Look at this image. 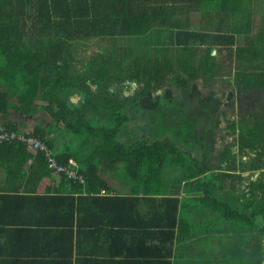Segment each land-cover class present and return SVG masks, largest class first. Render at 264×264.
Listing matches in <instances>:
<instances>
[{
	"label": "trees",
	"instance_id": "obj_1",
	"mask_svg": "<svg viewBox=\"0 0 264 264\" xmlns=\"http://www.w3.org/2000/svg\"><path fill=\"white\" fill-rule=\"evenodd\" d=\"M257 15L260 25L253 32L252 21ZM191 23L197 24L196 29H191ZM154 37L160 42L155 44ZM92 39L109 41L110 52L93 54L83 71L75 72L71 67L72 45ZM120 39L129 48L124 49L125 56L117 55ZM142 45L162 47L166 64L155 62L156 58L140 63L143 58L137 52ZM133 48L135 52H131ZM212 49L218 59L210 54ZM255 59L259 64H252ZM224 62L240 94L260 90L264 98V0H0V116L5 118L0 128L37 138L60 165L66 166L71 159L75 173L73 178L53 174L40 153L32 155L18 142L0 144L3 189L7 191L0 195V217L13 216L21 239L40 244L44 264H152L143 260L145 257L168 264L173 229H179L181 239V229L187 224L185 203L177 215L176 200H162L160 216L148 218L160 222L157 225L162 230L155 235L143 230L154 221L148 226L131 223L127 234L121 229L116 232L114 227L124 228L118 219L123 211L142 218L134 211L140 204V191L146 195L165 193L161 174L171 158L182 164L183 180L188 181L184 190L202 194L194 199L199 206L211 209L223 221L243 226L244 231L258 228V239L264 243V171L257 180L248 182L244 192L248 196L241 203L230 192L236 190L234 182L241 185L242 178L234 167L226 169L235 162L233 145L240 155L255 154L257 162L264 157L262 117L253 119L249 114L248 120L231 121L227 129L230 135L235 134V140L214 158H210L215 150L212 129L220 113L212 106V95L208 105L194 109L189 122L181 124L188 128L181 136L192 138L185 155L167 139L130 140V130L136 126L134 113L137 108L145 115L156 109L160 100L150 98V92L160 90L169 68L174 66L173 78L162 88L171 87V99L177 94L193 99L197 77L203 87L208 86V78ZM248 64L253 69L247 70ZM124 81H139L141 85L130 97L122 98L121 88L107 93L113 83ZM96 91L101 94L99 99ZM73 97L76 102H72ZM38 101V107L41 104L53 122L51 131L70 133L75 138L72 145L62 143L54 149L52 132L42 124L36 122L31 131H25L13 121L15 116L30 115ZM190 118H196L202 127H196ZM162 119V124H169L170 118ZM75 146L79 149H72ZM28 159L31 162L23 169ZM119 166L131 179L128 196L108 194L102 178L106 170L119 176ZM238 166L240 171L260 168L252 163L240 162ZM51 176L55 177L53 183H46L42 194H36L38 182ZM226 176L233 183L218 194ZM256 217L263 224L254 223ZM146 242L149 248H144L147 251L143 254ZM73 246L76 256L72 262ZM46 255L51 257L48 263ZM260 257L264 259V254Z\"/></svg>",
	"mask_w": 264,
	"mask_h": 264
},
{
	"label": "rangeland",
	"instance_id": "obj_2",
	"mask_svg": "<svg viewBox=\"0 0 264 264\" xmlns=\"http://www.w3.org/2000/svg\"><path fill=\"white\" fill-rule=\"evenodd\" d=\"M259 17L258 15L254 18L252 21V27H253V32L255 29L260 25L259 22ZM196 23H191V29H196ZM189 26V27H190ZM148 35V34H146ZM164 37V36H163ZM133 39V38H130ZM160 40H156V37H154V43H158ZM155 43V44H156ZM110 46L111 43L109 41L103 42L100 40H95L92 39L88 42L84 41H78L75 42L72 45V48L70 49L71 57H72V64L71 67L75 72H82L85 64L88 62V59L96 53H106L108 54L110 52ZM124 46V47H123ZM127 44L124 39L119 40L118 48H117V55H124L129 48H126ZM122 48V51H121ZM126 48V49H125ZM139 51L137 52L139 55V58H143V60H140V63H144L145 59H154L156 58L155 62H160L161 65L166 64V59L164 57L162 47H159V49L156 46H151V47H145L141 46L139 47ZM124 49L126 51H124ZM135 52V49H131V52ZM124 53V54H123ZM116 55V56H117ZM216 59H218V54L214 53ZM195 62L192 61L193 65ZM144 64H147L145 62ZM151 66V65H150ZM124 68V65H122ZM118 71L121 70V66L117 68ZM169 71L166 72L165 78L161 80L163 83L160 84L159 88L160 90H153L150 92V98L160 100V102L156 103V109L154 111H149L147 112L148 114L145 115L144 111H138L134 113V116H137L136 119V126L134 127V130L131 131V137L130 140L133 142L135 140H139L141 137L142 140L144 139L145 141L149 142L152 140H160V139H167L171 141L174 145L175 148H178L182 156L183 154L185 155V152L190 149L191 143H192V138L185 134L181 136L183 133L188 132V128L186 125H181L183 122L185 123L186 120L189 122V117L192 116L190 113H193V110L198 108L200 105H208L209 103V96L212 95L211 97L214 98L215 104L212 106H215L217 108V113H220L219 117L217 118V125L212 129V132L214 133V146L215 150L213 151V154H211L210 158H214L219 152L223 146H227L234 142L235 140V134L230 135L229 130L227 129V126L231 121L238 123L239 119H247V116L250 114L253 119H257L262 117L264 119V98H263V92L260 90H252L243 96L244 102H240L241 107L238 105L236 106L233 103V107H231V103H228V97L230 98L231 94H234L235 92H239L237 88L232 85L231 81V69H227V64L225 66H222L221 69L218 71L214 72L213 74L210 75V78H208V82L210 83L208 86L203 87L200 77L198 76L197 79L195 80L192 90L194 93V98H190L189 95H175L176 97L174 99L170 98V95L172 92L171 87L166 86V88H162L163 84L165 82L171 80L174 75V66L168 69ZM153 73V72H152ZM152 73H149L151 76ZM230 73V77H228ZM131 84V85H130ZM126 89L125 86L117 83H113L106 91L107 93L115 92L121 88L122 92V98L125 97H130L133 92L138 90V87L141 85V82H134L132 81ZM228 92V93H227ZM176 93V91L174 92ZM228 94L227 96L225 94ZM242 94V93H241ZM95 95L98 96L97 99L100 98V92L96 91ZM214 95V96H213ZM172 96V95H171ZM178 97V98H177ZM216 97V98H215ZM222 97L224 99H222ZM77 98L73 97L72 102H76ZM202 103H201V102ZM211 101V102H212ZM33 107V112L28 115V116H15L14 117V122H18L21 126L25 128V130L31 131V125L33 123H38L42 124L45 128L46 131L49 132L51 131V127L53 125V122H51V119L47 115L45 111H43L40 108V105ZM204 103V104H203ZM238 103V102H237ZM239 104V103H238ZM170 107V108H169ZM219 107V109H218ZM163 117H168L170 118L169 124L167 122H164L162 124L161 119ZM5 119L3 116H0V120L2 121ZM190 122H193L196 124V127L201 128L202 123L199 124L195 120L196 118H190ZM250 118V120H253ZM164 121V119H162ZM40 122V123H39ZM126 129V127L124 128ZM52 135L50 136V139L54 141L55 148H59L60 145H63L62 143H69L70 145L73 144L74 142V137L70 136V133L64 131H57L52 129ZM129 132V131H128ZM161 132H163L161 134ZM137 134V135H135ZM263 139H264V124H263ZM181 136V137H180ZM264 146V143H263ZM77 148L75 147H72ZM231 152L235 155V162L232 165H221V168L224 169L226 166V169H230L231 167H234L235 173H238L240 177L242 178L241 180V185L239 183L234 182L235 189L237 190H232L230 192V195L232 197H235L236 195L238 196L237 199L242 203L245 202L246 198L248 195H246L245 192V187H247L248 182L257 180L260 177V174L264 171V168H262L261 164H264V157H261L260 160L257 162L255 161V154L248 152L247 154H242L240 155L237 152L236 146L233 145L231 146ZM215 160H212V164H214ZM243 164H249L252 163L254 165H259V169L255 171H240L241 169L239 168L238 164L239 163ZM172 163H176V166H173ZM182 164L178 161V159L173 160L171 158H168L166 163L163 165V171H166L165 174H172V177L174 176H179L181 175L182 170H184L181 166ZM118 174L119 176L115 177L112 173V170H106L104 172L105 176L104 179L109 183V186L115 187V186H122L124 188H129L131 186V179L127 177V174L124 170V167L119 166L118 167ZM217 172V171H214ZM224 173H231V172H224ZM233 183L231 181V178L228 176L224 177L223 182L221 184V188L218 189L216 192L219 194H223L228 188V184ZM133 185V184H132ZM245 194V196H244ZM258 200L259 203V197H256V201ZM256 203V204H258ZM258 206H262L261 204ZM263 208V207H262ZM204 210V209H203ZM203 212V211H202ZM204 214V212L202 213ZM203 217V216H202ZM258 225L263 224L262 220L260 217H256L255 222ZM254 229V228H253ZM243 230V229H241ZM258 230V228H256ZM248 232L250 234V231L248 229ZM245 233V232H243ZM245 235L244 237H246ZM252 240L257 239L260 235L257 231L252 233ZM260 259V261H259ZM252 260V258H251ZM259 264H264V260L261 259L260 254L258 253V256H254L253 258V263H258Z\"/></svg>",
	"mask_w": 264,
	"mask_h": 264
},
{
	"label": "crops",
	"instance_id": "obj_3",
	"mask_svg": "<svg viewBox=\"0 0 264 264\" xmlns=\"http://www.w3.org/2000/svg\"><path fill=\"white\" fill-rule=\"evenodd\" d=\"M238 44L242 46L244 45V42L240 39ZM253 63L259 64V61L255 59L252 64ZM222 64L225 66L227 62ZM245 67L247 70L253 69L250 64ZM34 124L35 123L30 127L32 128ZM30 154L33 155L31 152ZM30 162L31 159H28L23 166V169L27 168ZM165 172L166 171L162 170L161 174V183L166 187L165 193H151L150 195H146L144 192L140 191L137 194L140 204L134 211L138 210L142 214V218L145 220L143 221L140 216L136 217L134 212L123 211L118 219L123 223L124 228L115 226L114 230H117L116 232L121 229L127 234L128 230H130L129 226H131V223H135L139 226L140 223H142L148 226V224L153 221L154 225L143 228V230L148 231L153 235H155L154 233L161 232L162 228L157 225V223L160 222H157L156 219L148 218L151 216L157 218V214L160 216L159 207L163 206V199H173L177 202V215L181 212L180 207L184 203L186 204L184 208L186 210L185 219L187 224L181 229V239L179 229L177 230L176 227L173 229L174 236L171 246H169L170 256L166 258L168 264H259V262L253 263V258L254 256H258L259 252L264 254V243H260V239L258 238L252 240L251 235L256 231L255 229L249 228V234L248 230L246 231L245 229L244 231L243 226H234L229 222L223 221L211 209L199 206V202L194 199L202 194L200 195L198 193H193L192 191L189 192L184 190V184L188 181L183 180V171L181 172V175L174 177H172V174L170 173L165 174ZM102 178L104 179V176H102ZM54 179V176H51L49 179L42 178L34 188L36 194H42L45 184L50 182L53 183ZM106 184L109 188L108 194L128 196L130 193L129 188H124L118 185L111 187L107 181ZM3 187V170L0 168V195L7 193ZM19 191V194H21V190ZM99 194H103V192L100 191ZM202 211L204 214H202ZM3 217H0V264H44L45 260L39 255L40 244H37V242L32 239L29 242L24 241L26 239H21L19 230L14 229L16 225L12 223L14 217L8 216L5 217V219H2ZM141 230L138 231V235ZM144 231L142 232L146 233ZM114 235H118V233H115ZM245 235L247 236L244 237ZM125 238H127V235L124 239ZM138 238H140V236H138ZM144 248H149V243L146 242V244L143 245V249ZM146 249L142 251L143 254L146 253ZM75 256V249L73 246L72 262ZM46 257V263L50 262L51 257L48 255H46ZM143 260L151 261L152 264H160L157 262L161 261L157 258L146 259V257Z\"/></svg>",
	"mask_w": 264,
	"mask_h": 264
},
{
	"label": "built area",
	"instance_id": "obj_4",
	"mask_svg": "<svg viewBox=\"0 0 264 264\" xmlns=\"http://www.w3.org/2000/svg\"><path fill=\"white\" fill-rule=\"evenodd\" d=\"M12 142L23 144L27 150L33 154L40 153L43 155L45 158L46 168L53 174H62L68 178L74 177L75 173L72 170L74 162L71 159L67 161L66 166H62L57 163L50 149L37 138L30 136L27 133H18L0 128V144Z\"/></svg>",
	"mask_w": 264,
	"mask_h": 264
},
{
	"label": "flooded vegetation",
	"instance_id": "obj_5",
	"mask_svg": "<svg viewBox=\"0 0 264 264\" xmlns=\"http://www.w3.org/2000/svg\"><path fill=\"white\" fill-rule=\"evenodd\" d=\"M131 83V81L129 82V81H124V82H122V83H120L121 85H123V86H125V88L127 89L128 88V86L127 85H129ZM131 85V84H130ZM228 93V92H227ZM225 94L226 96L228 95V94ZM214 96V95H213ZM243 96H245L244 94H240L239 92H235L234 94H231L230 95V98L228 97V99H226V100H228V103L230 102H232L231 103V107H233V103L237 106H239V107H241V105H240V102H244V100H243ZM216 98V97H215ZM222 99H224L223 97H222ZM239 104H238V103ZM218 109H219V107H218Z\"/></svg>",
	"mask_w": 264,
	"mask_h": 264
},
{
	"label": "water",
	"instance_id": "obj_6",
	"mask_svg": "<svg viewBox=\"0 0 264 264\" xmlns=\"http://www.w3.org/2000/svg\"><path fill=\"white\" fill-rule=\"evenodd\" d=\"M214 53H215V50L212 49V50L210 51V54H211V55H214Z\"/></svg>",
	"mask_w": 264,
	"mask_h": 264
}]
</instances>
